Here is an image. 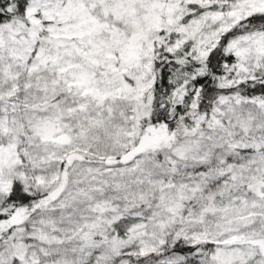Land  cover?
I'll return each instance as SVG.
<instances>
[{"label":"snow or ice","instance_id":"snow-or-ice-1","mask_svg":"<svg viewBox=\"0 0 264 264\" xmlns=\"http://www.w3.org/2000/svg\"><path fill=\"white\" fill-rule=\"evenodd\" d=\"M0 264H264V0H0Z\"/></svg>","mask_w":264,"mask_h":264}]
</instances>
